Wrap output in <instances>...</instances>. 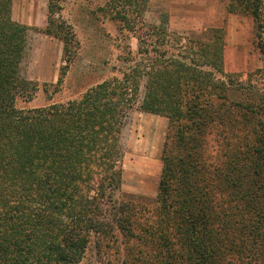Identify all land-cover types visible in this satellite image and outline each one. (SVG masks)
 <instances>
[{"label":"trees","instance_id":"obj_1","mask_svg":"<svg viewBox=\"0 0 264 264\" xmlns=\"http://www.w3.org/2000/svg\"><path fill=\"white\" fill-rule=\"evenodd\" d=\"M59 1L47 0L42 32L63 42L65 59L75 42L52 16ZM230 1L253 16L264 54V0ZM12 3L0 0V264H79L92 241L99 254L119 239L150 246L157 264H264V89L251 97L253 84L223 71L219 30L183 42L144 22L147 0H107L147 57L76 99L20 110L16 99L38 85L20 75L28 26ZM135 105L168 122L159 223L144 227L140 205L116 197Z\"/></svg>","mask_w":264,"mask_h":264},{"label":"rangeland","instance_id":"obj_2","mask_svg":"<svg viewBox=\"0 0 264 264\" xmlns=\"http://www.w3.org/2000/svg\"><path fill=\"white\" fill-rule=\"evenodd\" d=\"M106 2H58V9L52 16L61 26L60 34L68 33L75 42L71 45L73 52L64 59L63 42L42 32L48 20L47 0H13L12 18L28 26L20 75L38 85L31 99H16V108H40L76 99L105 79L121 77L122 71L128 70L139 58L147 57L138 54L136 36L111 17ZM237 8L230 0H147L142 17L146 24L159 26L171 37L182 38L183 42L184 38L204 40L206 36H212L214 30H219L223 71L231 74L234 82L242 80L253 84L252 91L243 89L253 97L264 89V54L259 52L256 44L258 31L253 16ZM165 47L168 48V44ZM152 56L155 53L149 54ZM67 57L70 62L57 86ZM142 94L143 86H140V98ZM232 98L244 99L241 91H234ZM167 135L165 117L143 112L138 105L128 110L120 135L124 171L116 197L140 205L135 216L139 227L148 224V219L159 223L157 191ZM219 203L224 202L221 199ZM120 241L118 244L110 242L99 254L92 241L79 264H157L150 246L134 243L128 249Z\"/></svg>","mask_w":264,"mask_h":264},{"label":"crops","instance_id":"obj_3","mask_svg":"<svg viewBox=\"0 0 264 264\" xmlns=\"http://www.w3.org/2000/svg\"><path fill=\"white\" fill-rule=\"evenodd\" d=\"M142 111V110H141ZM150 114V113H149ZM154 115V114H153ZM159 116V115H158ZM124 171V170H123ZM122 178H123V175H122ZM122 185V184H121Z\"/></svg>","mask_w":264,"mask_h":264}]
</instances>
